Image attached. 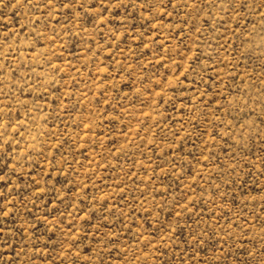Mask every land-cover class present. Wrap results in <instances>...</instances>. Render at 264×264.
Wrapping results in <instances>:
<instances>
[{
	"label": "rangeland",
	"instance_id": "374dc122",
	"mask_svg": "<svg viewBox=\"0 0 264 264\" xmlns=\"http://www.w3.org/2000/svg\"><path fill=\"white\" fill-rule=\"evenodd\" d=\"M0 264H264V0H0Z\"/></svg>",
	"mask_w": 264,
	"mask_h": 264
}]
</instances>
